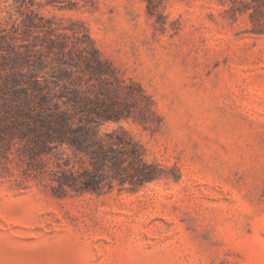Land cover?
Returning <instances> with one entry per match:
<instances>
[{
  "label": "rangeland",
  "instance_id": "374dc122",
  "mask_svg": "<svg viewBox=\"0 0 264 264\" xmlns=\"http://www.w3.org/2000/svg\"><path fill=\"white\" fill-rule=\"evenodd\" d=\"M31 9L142 84L153 120L102 132L166 174L59 198L0 173V264H264V0H0V25Z\"/></svg>",
  "mask_w": 264,
  "mask_h": 264
},
{
  "label": "trees",
  "instance_id": "16d2710c",
  "mask_svg": "<svg viewBox=\"0 0 264 264\" xmlns=\"http://www.w3.org/2000/svg\"><path fill=\"white\" fill-rule=\"evenodd\" d=\"M162 1L147 0L152 14ZM60 29L32 9L21 23L0 25V173L59 198L138 190L162 178L165 167L127 129L102 132L110 122L147 126L151 96L88 33Z\"/></svg>",
  "mask_w": 264,
  "mask_h": 264
}]
</instances>
